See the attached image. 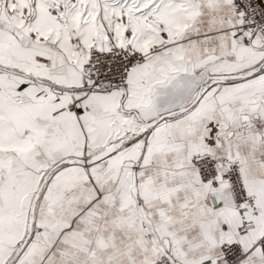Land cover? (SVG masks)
I'll return each mask as SVG.
<instances>
[{
    "label": "snow or ice",
    "instance_id": "obj_1",
    "mask_svg": "<svg viewBox=\"0 0 264 264\" xmlns=\"http://www.w3.org/2000/svg\"><path fill=\"white\" fill-rule=\"evenodd\" d=\"M0 264H264V0H0Z\"/></svg>",
    "mask_w": 264,
    "mask_h": 264
}]
</instances>
